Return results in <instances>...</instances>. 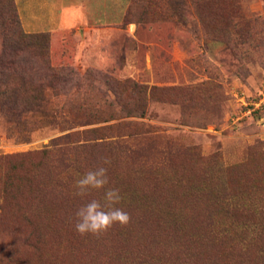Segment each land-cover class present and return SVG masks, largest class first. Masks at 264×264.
<instances>
[{
	"label": "rangeland",
	"instance_id": "1",
	"mask_svg": "<svg viewBox=\"0 0 264 264\" xmlns=\"http://www.w3.org/2000/svg\"><path fill=\"white\" fill-rule=\"evenodd\" d=\"M125 4L26 33L0 0V264H264V0ZM107 188L131 222L79 234Z\"/></svg>",
	"mask_w": 264,
	"mask_h": 264
},
{
	"label": "crops",
	"instance_id": "2",
	"mask_svg": "<svg viewBox=\"0 0 264 264\" xmlns=\"http://www.w3.org/2000/svg\"><path fill=\"white\" fill-rule=\"evenodd\" d=\"M26 33H56L121 21L125 0H16Z\"/></svg>",
	"mask_w": 264,
	"mask_h": 264
},
{
	"label": "clouds",
	"instance_id": "3",
	"mask_svg": "<svg viewBox=\"0 0 264 264\" xmlns=\"http://www.w3.org/2000/svg\"><path fill=\"white\" fill-rule=\"evenodd\" d=\"M104 164L110 163L105 158ZM107 168L103 166L87 171L80 179L75 182L77 191L75 195L86 197L91 190L105 189L109 184ZM120 190L117 188H107L104 191L103 203L97 199H91L82 205L75 213V229L81 235L93 234L99 236L106 233L117 223L127 226L131 222V215L126 211L115 207L121 201Z\"/></svg>",
	"mask_w": 264,
	"mask_h": 264
},
{
	"label": "trees",
	"instance_id": "4",
	"mask_svg": "<svg viewBox=\"0 0 264 264\" xmlns=\"http://www.w3.org/2000/svg\"><path fill=\"white\" fill-rule=\"evenodd\" d=\"M63 123H68L66 120H62ZM88 124V123H86ZM97 130L92 129L90 131L87 132H96ZM78 133H71V134H66L65 136H62L60 138H58V140L56 139V142H54L53 146L54 149H56V151H58L60 153L61 156H67L68 154H71V150L73 149L72 145L74 144V138L75 136H77ZM58 141V143H57ZM59 145V147H57ZM5 190L3 189V192ZM15 199V198H14ZM16 205H18V200L15 199ZM20 207V206H18Z\"/></svg>",
	"mask_w": 264,
	"mask_h": 264
}]
</instances>
